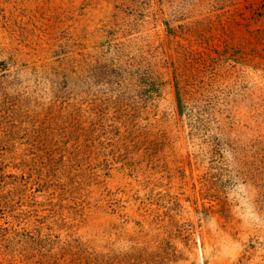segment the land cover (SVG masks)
Returning <instances> with one entry per match:
<instances>
[{"label": "rangeland", "instance_id": "rangeland-1", "mask_svg": "<svg viewBox=\"0 0 264 264\" xmlns=\"http://www.w3.org/2000/svg\"><path fill=\"white\" fill-rule=\"evenodd\" d=\"M0 264H264V0H0Z\"/></svg>", "mask_w": 264, "mask_h": 264}]
</instances>
